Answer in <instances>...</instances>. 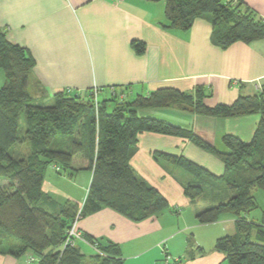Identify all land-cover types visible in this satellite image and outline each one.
I'll return each mask as SVG.
<instances>
[{"label":"trees","instance_id":"trees-1","mask_svg":"<svg viewBox=\"0 0 264 264\" xmlns=\"http://www.w3.org/2000/svg\"><path fill=\"white\" fill-rule=\"evenodd\" d=\"M165 2L167 28L190 30L197 18L212 25L211 40L221 48L237 41L264 39V18L242 0H147ZM138 53L145 43L134 40ZM35 60L28 50L11 42L0 31V69L5 82L0 88V252L14 257H34L36 264H123L121 247L80 230L82 239L66 244L78 211L80 220L102 208H111L134 222L157 216L164 210L177 212L167 198L131 165L139 135L155 132L187 139L214 154L224 164V173L215 175L182 154L155 151L162 158L189 173L194 182L184 183L190 200L201 196L211 181H219L230 197L199 210L198 222L212 223L223 214L236 219V233L221 236L216 249L229 264H264V208L259 220L249 218L259 207L256 190L264 192V82L251 95H240L233 103L209 105L212 96L204 85L183 91L158 88L148 95L131 96L129 87L113 85L115 94L99 96L93 89L63 90L53 95L52 104L32 102L29 82ZM119 92L127 96L120 99ZM101 95V94H100ZM116 102L110 108V102ZM180 105L197 114L224 118L259 114L255 132L246 141L236 134L223 136L226 150H219L192 129L149 115L140 108ZM26 130L20 135V114ZM28 143L21 157L13 147ZM82 162V164H81ZM61 175L74 176L79 170L92 173L84 201L60 200L44 190L49 166ZM197 180V181H196ZM79 229V228H78ZM80 243H89L96 253L87 254ZM181 257L174 261L178 264Z\"/></svg>","mask_w":264,"mask_h":264},{"label":"crops","instance_id":"crops-1","mask_svg":"<svg viewBox=\"0 0 264 264\" xmlns=\"http://www.w3.org/2000/svg\"><path fill=\"white\" fill-rule=\"evenodd\" d=\"M242 1L264 18V0ZM166 23L164 1L0 0V31L25 47L35 60L29 82L34 103L52 102L53 95L63 90L84 92L98 87L104 95L111 86L119 85L129 87L135 96L163 87L191 91L204 85L212 93L206 103L215 105L231 104L240 95L260 89L264 82V39L237 41L223 49L212 42V25L204 18H197L187 31L167 28ZM134 40L145 43L143 53L136 51ZM4 82L0 69V88ZM148 110L143 115L192 129L219 150H226L223 136L227 133L251 140L260 118L259 114L231 118L201 115L180 105ZM155 151L182 154L215 175L224 173V164L217 156L191 141L144 132L139 135L131 165L177 212L167 209L134 222L106 207L83 217L79 230L118 243L123 264H174L180 257L178 264H229L215 245L219 237L236 233L235 216L223 214L207 224L196 218L199 210L227 200L229 192L219 181H211L206 186L214 190L211 195L205 197L204 191L190 200L184 183L195 178L156 158ZM43 188L78 203L85 199L80 201L57 189L47 178ZM83 244L92 248L84 252L96 253L91 244ZM0 264L31 263L28 257L0 252Z\"/></svg>","mask_w":264,"mask_h":264},{"label":"rangeland","instance_id":"rangeland-1","mask_svg":"<svg viewBox=\"0 0 264 264\" xmlns=\"http://www.w3.org/2000/svg\"><path fill=\"white\" fill-rule=\"evenodd\" d=\"M260 88H261V85H260ZM104 95L101 94L100 98L102 99L104 97ZM106 95L108 96V93ZM131 96H132V94H131ZM33 102H37V101L33 100ZM52 103H53V101L52 102L51 101H49V102L48 101L47 102L42 101L41 104H52ZM95 103H96V101H95ZM115 104H116V102H113V101L110 102V108H113L115 106ZM148 109H152V107L140 108L139 109V115L147 114L149 111ZM188 110H190V109H188ZM191 111H193V110H191ZM25 119H26L25 113L22 112L20 114V130H19L20 135H23L25 130H26V120ZM28 150H29V144L24 143V144H20V145L13 147V149L11 151L15 157H21L23 154H26L28 152ZM53 167L56 168L57 166H53V165L49 166V168L47 170L46 178L49 179L50 182L52 184H54L55 187H57V189L62 190L63 192L74 196L76 199H79L80 201L83 200L85 198V194H87V189H88L89 184H90L92 173L89 170H79L76 172V174L74 176H68L67 174L59 175L56 173V171ZM64 176H66V177H64ZM67 177H69V178H67ZM212 192H214V190L211 191V190L205 189V197H208L209 195H211ZM255 195L257 197L259 207L254 209L250 213V217L254 220H259L261 213H262V209L264 208V192L262 190H256ZM58 198H60V200H62V201L67 199L64 197H58ZM79 212L80 211H78V213ZM79 245L82 248V250H85L87 252L92 250L91 247H87L83 243L79 242ZM28 259L30 260V258H28Z\"/></svg>","mask_w":264,"mask_h":264},{"label":"built area","instance_id":"built-area-1","mask_svg":"<svg viewBox=\"0 0 264 264\" xmlns=\"http://www.w3.org/2000/svg\"><path fill=\"white\" fill-rule=\"evenodd\" d=\"M110 91H111V94H115L116 93L115 92L116 89L113 88V87L110 88ZM93 92H94L93 95H94L95 101L98 104V99H99V96H100V94L102 92V89L98 88V87H94ZM118 95H119L118 97L120 99H123V98H125L127 96V94L125 92H119ZM80 218H81V215H80V212H79L77 217H76V220L74 221L72 227L69 230V238H68L67 242L65 243V245L66 244L74 245L76 243L77 239H82L81 232L78 229V224H79ZM29 261H30L31 264H36L34 257H31Z\"/></svg>","mask_w":264,"mask_h":264}]
</instances>
